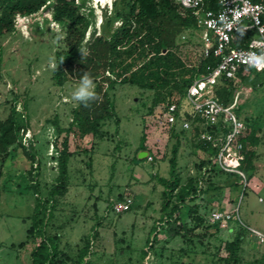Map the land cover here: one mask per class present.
Instances as JSON below:
<instances>
[{"label": "rangeland", "instance_id": "rangeland-1", "mask_svg": "<svg viewBox=\"0 0 264 264\" xmlns=\"http://www.w3.org/2000/svg\"><path fill=\"white\" fill-rule=\"evenodd\" d=\"M114 2L75 0L90 20L80 49L103 32L106 16L112 30L120 26L114 13L123 7ZM39 11L0 36V120L13 108L18 127L17 141L0 153V260L21 264L12 244L27 237L34 238L35 247L43 237H54L58 264H262L264 246L248 229L216 228L208 216L212 210H237L243 224L264 233V68L234 84L233 94L241 91L239 100L246 88L251 90L237 115L257 126L256 144L248 146L255 151V170L246 188L218 170L199 169L209 154L191 144L190 132L181 141L158 125L149 112L157 100L154 90L121 84L109 90L113 112L98 133L76 142L72 133L67 135L73 155L64 192L46 210L37 229L42 234H26L37 202L47 199L55 184L62 131L72 120L78 102L71 97L80 84L68 76L61 83L55 80L65 28L46 20L50 0ZM181 103H186L184 96ZM141 143L151 155L139 160ZM173 176L178 184L170 190ZM182 188L188 193L183 203L177 198ZM119 201L128 203L122 212L114 210ZM197 216L201 223L195 222ZM239 230L236 262H224L225 245Z\"/></svg>", "mask_w": 264, "mask_h": 264}, {"label": "trees", "instance_id": "trees-1", "mask_svg": "<svg viewBox=\"0 0 264 264\" xmlns=\"http://www.w3.org/2000/svg\"><path fill=\"white\" fill-rule=\"evenodd\" d=\"M45 1L4 0L0 7V36L14 30L16 14L27 16L37 13ZM50 1L51 19L65 28L63 48L56 52L57 65L54 68V78L58 83H61L67 76L76 82H80L87 73L94 82L97 99L89 101L87 106L78 102L72 110V120L69 126L62 131L65 132V136L62 140V147L58 151V173L55 177V184L49 191L47 199L39 200L35 206L31 216L32 223L26 229V234L30 237H34L35 232L41 233L37 229L41 228L39 225L46 218V210L53 206L54 196L64 192L68 171L67 164L73 155V152L68 148L67 135L72 133L76 142L98 133L100 123L106 117L111 116L113 112L109 90H113L115 86L121 84L154 90L157 100L149 109L151 114L154 113V117L158 111L162 110L166 97L175 99L177 103L181 100L185 87L189 83V79H186L185 75L190 73V70L180 62L175 49L179 34L186 27L192 25L193 19L186 10L173 0H114V6L120 4L123 7L122 12L115 11L114 13L115 17L121 19L120 26L112 30L110 28L111 20L106 16L103 32L92 37L83 50L80 49V46L85 38L84 34L86 36L85 32L90 20L80 12L75 0ZM251 71L256 70L249 68L246 75ZM246 75L239 72L238 81H242ZM234 87V82L228 80H223L218 85L217 94L224 104L231 101ZM243 121L249 131L241 139L243 150L238 169L244 174L247 185H249L248 182L252 179L255 170L253 164L255 151L249 149L248 146L256 144L257 139L254 137V131L257 126L253 124L254 121L250 117L243 118ZM17 130L12 108L6 118L0 120V153H7V148L17 141ZM166 131L180 140V136L184 137L182 131L171 130L169 132L167 129ZM142 142H144V135ZM191 144L196 149L207 152L210 156L216 151L209 145L198 141H192ZM139 150L147 149L141 143ZM147 151L151 155V152ZM173 153L175 154V149ZM210 164L211 160L204 159L201 161L199 169L210 166ZM170 165L171 174L174 175V158L170 160ZM208 170L217 171L212 167L204 171ZM218 173L227 175L229 182H232L233 185L238 184L240 180L243 182V179L236 173H226L220 170ZM177 184L178 178L173 176V180L167 186L173 190ZM187 194L186 189L182 188L177 195L178 201L183 203ZM173 209L177 211L178 205H175ZM39 213L43 216L39 217ZM195 222L201 223L202 219L197 216ZM208 224L221 228L218 221ZM227 226L229 228L240 226L246 230L247 225L239 223L233 213ZM247 232L249 233V231ZM241 234V230L237 231L233 240L226 243L228 256L223 259L224 262H236L234 253L240 244ZM31 239L33 241L34 238ZM261 245L264 246V244ZM57 254L58 248L54 242V237H43L30 253L31 264H58ZM261 259L262 264H264V250Z\"/></svg>", "mask_w": 264, "mask_h": 264}, {"label": "built area", "instance_id": "built-area-1", "mask_svg": "<svg viewBox=\"0 0 264 264\" xmlns=\"http://www.w3.org/2000/svg\"><path fill=\"white\" fill-rule=\"evenodd\" d=\"M173 1L193 19L192 25L179 34L175 49L182 65L190 70L185 75L189 79L183 94L186 103H181V100L177 103L175 99L166 97L162 110L154 116L155 120L169 132L182 131L185 137L186 132H190L189 140L216 149L207 157L211 160L210 166L203 169L212 167L236 173L243 179L244 189L247 182L238 169V161L243 150L241 139L248 134L249 128L236 113L240 91L236 90L231 101L224 104L217 88L223 80L235 84L239 80V72L244 75L249 68H264L254 65L256 57L264 56V0ZM37 13L27 16L16 14L14 26ZM48 17H45L47 21L54 22L51 14ZM127 206V202L119 201L114 210L122 212ZM233 213L243 224L237 210H212L208 220L211 223L218 221L221 227H226ZM246 229L258 243L264 244V233L248 226Z\"/></svg>", "mask_w": 264, "mask_h": 264}, {"label": "clouds", "instance_id": "clouds-1", "mask_svg": "<svg viewBox=\"0 0 264 264\" xmlns=\"http://www.w3.org/2000/svg\"><path fill=\"white\" fill-rule=\"evenodd\" d=\"M254 65L264 66V56L256 57ZM94 89V82L92 78L86 73L82 77L79 86L73 91L71 98L87 106L89 101L97 99V94L95 93Z\"/></svg>", "mask_w": 264, "mask_h": 264}, {"label": "crops", "instance_id": "crops-1", "mask_svg": "<svg viewBox=\"0 0 264 264\" xmlns=\"http://www.w3.org/2000/svg\"><path fill=\"white\" fill-rule=\"evenodd\" d=\"M240 90H241V88H240ZM250 94H251L250 88H246L245 92H242L241 96H244V97H242L241 100L239 101V103H240L239 106H241L242 104H244L248 100V96H251ZM32 242L33 241L31 238L25 237V239L23 241L19 242L18 244H16V245L12 244L11 245V247H13L14 249H18L17 258L21 264H31L30 253H31L32 249L34 248V245ZM21 250L22 251L25 250V251H23L20 254ZM0 264H14V263H12V261L11 262L10 261L2 262L0 260Z\"/></svg>", "mask_w": 264, "mask_h": 264}, {"label": "water", "instance_id": "water-1", "mask_svg": "<svg viewBox=\"0 0 264 264\" xmlns=\"http://www.w3.org/2000/svg\"><path fill=\"white\" fill-rule=\"evenodd\" d=\"M148 156V151L147 150H139L136 153V157L139 160L145 159Z\"/></svg>", "mask_w": 264, "mask_h": 264}, {"label": "bare ground", "instance_id": "bare-ground-1", "mask_svg": "<svg viewBox=\"0 0 264 264\" xmlns=\"http://www.w3.org/2000/svg\"><path fill=\"white\" fill-rule=\"evenodd\" d=\"M97 1H102V2H105L106 0H97ZM25 21V19L24 20H22V22H24Z\"/></svg>", "mask_w": 264, "mask_h": 264}]
</instances>
